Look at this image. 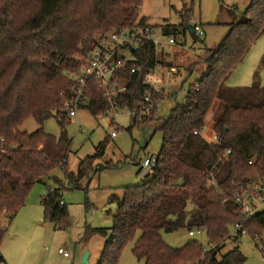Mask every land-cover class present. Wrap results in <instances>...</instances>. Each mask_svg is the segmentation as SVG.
<instances>
[{"label": "trees", "instance_id": "trees-1", "mask_svg": "<svg viewBox=\"0 0 264 264\" xmlns=\"http://www.w3.org/2000/svg\"><path fill=\"white\" fill-rule=\"evenodd\" d=\"M142 1L0 0V219L7 218L8 228L34 185L46 184L55 179L57 170H63L67 182L77 187L90 178L94 162L104 156L105 142L81 162L77 175L69 173L72 139L64 131L57 139L44 131V125L56 117L65 129L70 120L65 102L76 97L77 89L70 75L81 73L96 37L137 22L147 24L140 19ZM229 14L233 18L229 33L218 47L206 49L207 69L198 89L190 87L184 103L161 123L156 167L141 184L124 190L111 237L109 229L87 232V237L97 233L107 240L97 264H119L123 249L138 233L133 253L145 264H245L239 242L221 256L231 228L243 224L252 239L260 236L253 226L264 232V210L245 222L235 201L238 185L264 180V86L257 81L250 87L226 85L264 34V0H252L245 12L230 9ZM190 18V13L184 16L181 26H163L162 33L177 41L181 35L186 37ZM131 51L137 61L125 66L122 81L128 91L119 104L136 110L147 90L145 76L156 58L149 42ZM133 66L138 71L131 75ZM85 94L90 103L84 109L92 116L107 111L96 79L88 80ZM164 96L153 95L155 100ZM132 118L133 125L146 123L143 127L157 121L154 114ZM209 118L217 142L194 134L206 127ZM30 119L39 126L33 133L24 129ZM62 193L58 188L49 190L42 204L45 218L65 229L68 208L60 204ZM8 228H0V246ZM184 228L205 230L211 249L205 251L198 241L181 249L163 242L162 231Z\"/></svg>", "mask_w": 264, "mask_h": 264}, {"label": "rangeland", "instance_id": "rangeland-1", "mask_svg": "<svg viewBox=\"0 0 264 264\" xmlns=\"http://www.w3.org/2000/svg\"><path fill=\"white\" fill-rule=\"evenodd\" d=\"M252 0H143L139 9L140 19L158 30L169 24L181 26L183 17L190 13V27L198 24L204 31L201 38L187 33L179 36L178 43L186 44L189 52L176 49L173 65L178 72L169 75L163 70L168 82L163 86L167 89L160 101L157 121L133 125V118L127 109H119L112 117L104 114L94 117L88 110L79 109L77 116L67 119L64 128L56 117L45 122L44 131L59 139L64 132L72 139L71 151L67 160L69 173L77 175L81 162L96 154L99 144H106L104 156L93 165L90 178L81 181L80 188L71 186L65 178L63 170H57L55 179L47 184H36L30 190L25 206L20 210L8 228L7 218L0 219V228H8L2 243L9 245L12 259L7 264H83L82 258L90 253L89 264H97L107 242L106 238L97 233L87 232L92 229H111L114 217L118 212L119 201L124 190L142 183L141 161L146 157L157 156L162 146L161 123L167 120L177 105L184 103L188 90L197 84L207 67L203 61L208 57L206 49H215L226 37L233 18L230 9L241 14L246 11ZM189 12V13H187ZM99 37V36H98ZM97 38V37H96ZM125 57L130 54L123 52ZM193 70L192 75H188ZM257 81L264 86V34L256 41L244 59L231 73L226 85L230 88L250 87ZM115 125L109 126L113 119ZM39 126L30 119L24 129L35 132ZM117 136L111 138V133ZM202 136L208 142H215L211 118L207 120ZM60 189L62 200L68 208L69 226L57 228L45 218L42 200L49 190ZM116 195V196H115ZM192 205L188 210L191 211ZM253 229L260 236L259 241L245 235L240 249L246 256L245 264H264V232ZM190 236L187 228L170 233L161 232L163 242L172 249H181L190 241H198L205 251L211 244L205 230L194 229ZM140 233L130 241L121 253L119 264H145L133 253ZM1 245V246H2ZM237 244L227 241L221 250V256L233 250ZM67 253L65 257L63 253Z\"/></svg>", "mask_w": 264, "mask_h": 264}, {"label": "built area", "instance_id": "built-area-1", "mask_svg": "<svg viewBox=\"0 0 264 264\" xmlns=\"http://www.w3.org/2000/svg\"><path fill=\"white\" fill-rule=\"evenodd\" d=\"M217 1L223 2V0ZM193 28L198 38L203 37L204 31L198 24H195ZM146 42L153 44L156 58L154 67L145 76L147 90L136 110L128 107L122 108L119 101L128 91L127 85L122 81V75L127 62L137 61L131 51V47L136 49V47ZM178 48L185 52L190 51L186 44H179L175 37L164 35L161 29L158 30L148 24L141 26L138 22L131 27L114 30L97 37L84 58L85 65L81 73L70 75L77 89L76 97L65 102L69 118L76 117L79 109H84V107L89 105L90 101L85 94V90L87 82L91 78L97 80L107 101V111L99 116L110 114L114 117L119 109H127L131 117L136 114L141 119L152 114L158 117L162 99L155 100L153 95H165L166 93L167 89L163 85L168 82V78L163 76V70H168L169 75H174L178 72L176 66L173 65V58ZM123 52L129 53L130 56L128 58L125 57ZM137 71L138 68L133 66L130 73L132 75L137 73ZM193 87L198 89V84L193 85ZM115 124L114 118L109 120V126L113 127ZM204 130L205 128L201 131H195L194 134L202 135ZM116 136V132L111 133V138ZM1 140L4 141V139ZM215 142H217V138ZM156 163V156L147 157L143 160L140 170L143 179L151 175ZM235 201L239 206L241 215L245 218V222L262 212L264 210V180H254L245 185H238ZM60 204L63 205V201ZM189 234L190 236L195 235L193 231ZM245 235H248V233L241 223H236L229 232L230 240L233 242L241 243ZM255 241H259L258 236L255 237ZM60 252L63 253L62 250ZM63 254L68 257L67 253ZM192 264L200 263L195 262Z\"/></svg>", "mask_w": 264, "mask_h": 264}, {"label": "crops", "instance_id": "crops-1", "mask_svg": "<svg viewBox=\"0 0 264 264\" xmlns=\"http://www.w3.org/2000/svg\"><path fill=\"white\" fill-rule=\"evenodd\" d=\"M27 131V130H26ZM28 132V131H27ZM152 157V156H151ZM147 158V157H146ZM142 162L143 161H141V163H140V165H142ZM54 180V179H53ZM40 184H43V183H40ZM47 184V183H46ZM45 184V185H46ZM80 185L81 184H79L76 188H80ZM116 196V195H115ZM64 203V202H63ZM23 209V208H22ZM8 243H9V241H8ZM8 243H7V245H5V244H3L2 246H0V256L1 257H3V259H4V263L3 264H7V262H10L11 261V259H12V252L9 250V245H8Z\"/></svg>", "mask_w": 264, "mask_h": 264}, {"label": "water", "instance_id": "water-1", "mask_svg": "<svg viewBox=\"0 0 264 264\" xmlns=\"http://www.w3.org/2000/svg\"><path fill=\"white\" fill-rule=\"evenodd\" d=\"M189 31H190V33H191L192 35L195 34V32H194V28H193V27H189ZM89 257H90V253L87 252V253L83 256V258H82V263H83V264H89Z\"/></svg>", "mask_w": 264, "mask_h": 264}]
</instances>
